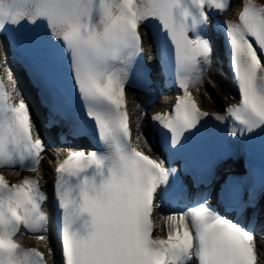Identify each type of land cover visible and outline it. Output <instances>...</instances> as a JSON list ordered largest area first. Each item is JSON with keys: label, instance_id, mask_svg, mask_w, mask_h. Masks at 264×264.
Instances as JSON below:
<instances>
[{"label": "snow or ice", "instance_id": "snow-or-ice-1", "mask_svg": "<svg viewBox=\"0 0 264 264\" xmlns=\"http://www.w3.org/2000/svg\"><path fill=\"white\" fill-rule=\"evenodd\" d=\"M241 3L236 20L222 21L240 99L220 114L201 109L190 88L215 86L210 73L214 48L205 29L210 13L229 10L231 0H0V46L19 47L16 33L25 24L43 26L25 53L28 71L55 97L53 51L66 54L74 91L102 146L68 150L54 167L60 264H259L264 245L254 226L220 214L206 198L181 210L161 211L166 236L153 235L156 211L174 192H183L185 181L199 178L187 161L181 172L132 146L125 92L134 64L143 58L139 28L155 20L174 50V75L182 92L171 111L150 117L171 152L169 160L188 147L208 117L222 124L231 119L224 134L259 137L264 153V2ZM46 104V125L58 127L66 114L56 99ZM146 115L140 112L137 130ZM46 151L19 81L7 57L0 56V168L31 173L13 183L0 172V264H57L49 197L40 175ZM226 191L238 209L255 208L264 200V170L258 188L237 177ZM26 233L38 246L23 243Z\"/></svg>", "mask_w": 264, "mask_h": 264}, {"label": "bare ground", "instance_id": "bare-ground-1", "mask_svg": "<svg viewBox=\"0 0 264 264\" xmlns=\"http://www.w3.org/2000/svg\"><path fill=\"white\" fill-rule=\"evenodd\" d=\"M210 73H211V71H210ZM205 79H206V77H205ZM204 102H205V104L208 106V107H212V103H215L214 101L212 102V100H210V99H207V98H204ZM134 117V122H135V126L137 125L136 124V121H137V117H138V115H134L133 116ZM136 133V139L138 140V141H141L142 143H144V144H146V142L147 141H145V136H147L148 137V135L147 134H142V132H141V129H139V130H137V128H136V131H135ZM43 171H44V169H43Z\"/></svg>", "mask_w": 264, "mask_h": 264}, {"label": "rangeland", "instance_id": "rangeland-1", "mask_svg": "<svg viewBox=\"0 0 264 264\" xmlns=\"http://www.w3.org/2000/svg\"><path fill=\"white\" fill-rule=\"evenodd\" d=\"M216 88V87H215ZM217 89V88H216ZM218 90V89H217ZM137 142V141H136ZM138 143V142H137ZM139 144H141V143H139Z\"/></svg>", "mask_w": 264, "mask_h": 264}]
</instances>
